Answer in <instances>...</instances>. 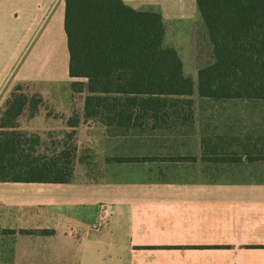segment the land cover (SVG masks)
Segmentation results:
<instances>
[{
	"label": "crops",
	"instance_id": "crops-1",
	"mask_svg": "<svg viewBox=\"0 0 264 264\" xmlns=\"http://www.w3.org/2000/svg\"><path fill=\"white\" fill-rule=\"evenodd\" d=\"M123 1L161 13L178 54L208 34L197 0ZM65 6L0 0V95L13 80L69 82ZM76 130L69 181H0V264H264V129H194L191 142L135 131L123 148L107 129Z\"/></svg>",
	"mask_w": 264,
	"mask_h": 264
},
{
	"label": "trees",
	"instance_id": "trees-1",
	"mask_svg": "<svg viewBox=\"0 0 264 264\" xmlns=\"http://www.w3.org/2000/svg\"><path fill=\"white\" fill-rule=\"evenodd\" d=\"M65 30L74 91H88L87 119L107 129H173L195 122L193 78L164 44L161 13L123 0H65ZM213 61L198 70V94L220 100H264V0H197ZM18 85L0 112V181L67 182L78 160L75 129L49 142L19 129L39 99ZM69 127L78 122L70 119ZM142 157H118L119 161Z\"/></svg>",
	"mask_w": 264,
	"mask_h": 264
},
{
	"label": "rangeland",
	"instance_id": "rangeland-1",
	"mask_svg": "<svg viewBox=\"0 0 264 264\" xmlns=\"http://www.w3.org/2000/svg\"><path fill=\"white\" fill-rule=\"evenodd\" d=\"M179 55L183 60L184 72L193 78L195 89L193 97L195 98L196 124L191 126H180L173 128V131L160 132L161 136H167L166 141L191 142L196 140L194 129H264V100L243 99L231 102H218L217 100L206 99L198 94V70L213 61V46L209 35H200L197 40V45H192V38L180 39ZM170 38H167V42ZM35 75L39 76V71H34ZM66 84L44 88L38 85L37 88L29 85L10 81L9 88L0 95V112L5 108V103L11 92L18 85L22 86L31 97L32 94H37L39 103L36 112L32 115V110L27 107L23 114L18 119L19 129L30 132H37L42 135V138L49 142L50 133L58 134L62 137L63 133L75 129H107L106 126L97 119H87L84 113V100L88 91L77 92L73 90L72 81L82 80L69 78ZM38 88H43L40 91ZM1 115V114H0ZM74 119L78 122L76 127H69L67 122ZM137 131V130H135ZM134 130L128 132L123 129H107L110 136H120L118 142L113 144V147H121L129 142L127 136L133 135ZM138 134L143 135L140 131ZM124 136V138H123ZM119 138V137H118ZM171 139V140H169ZM114 141L113 139L111 142ZM113 143V142H112ZM90 156L89 148H82L80 151V161Z\"/></svg>",
	"mask_w": 264,
	"mask_h": 264
}]
</instances>
